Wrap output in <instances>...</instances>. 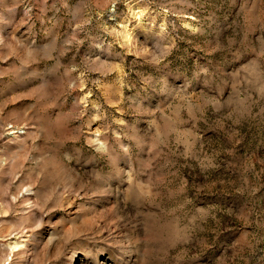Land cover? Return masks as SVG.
Instances as JSON below:
<instances>
[{
    "label": "rangeland",
    "instance_id": "obj_1",
    "mask_svg": "<svg viewBox=\"0 0 264 264\" xmlns=\"http://www.w3.org/2000/svg\"><path fill=\"white\" fill-rule=\"evenodd\" d=\"M0 264H264V0H0Z\"/></svg>",
    "mask_w": 264,
    "mask_h": 264
}]
</instances>
